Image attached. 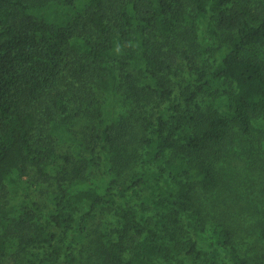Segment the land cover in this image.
<instances>
[{
  "label": "trees",
  "instance_id": "obj_1",
  "mask_svg": "<svg viewBox=\"0 0 264 264\" xmlns=\"http://www.w3.org/2000/svg\"><path fill=\"white\" fill-rule=\"evenodd\" d=\"M234 155L264 176V0H0V264H264Z\"/></svg>",
  "mask_w": 264,
  "mask_h": 264
},
{
  "label": "rangeland",
  "instance_id": "obj_2",
  "mask_svg": "<svg viewBox=\"0 0 264 264\" xmlns=\"http://www.w3.org/2000/svg\"><path fill=\"white\" fill-rule=\"evenodd\" d=\"M208 22H209L208 14L202 15V16L200 15L197 18V25H198L197 36L194 39H191V37H189V39L187 40V41H190L189 45L193 43L194 47H192V49L201 54L200 58L204 61L205 65L206 64L209 65L208 61L211 60L208 57L206 49L207 47H209V45H211L213 41L212 38H210V35L208 34V32L206 31V28H207L206 26ZM153 40H160V39L159 38L157 39L156 37H154ZM161 44H162V41H153L151 46L158 48L159 46H161ZM227 85L228 84L225 82L223 86H220L219 91L223 87L224 89L227 88ZM219 109H221V107ZM245 162L246 160L244 156H240V155L230 156L225 161L222 160L220 162L221 171H223L224 173V176L222 179H223L224 184L226 185V189L228 186L229 191L234 190V189L236 190V192H229V191L222 190V193H223L222 196L223 198H226V196H229L230 198L232 197V199H236L237 203L239 204H241V202L244 201V197H245L244 191L245 190H249L251 189V187L252 189H263L264 190L263 174L259 178H253L252 172L249 171L251 167H253V165H251V162H246V163ZM248 178L249 180L247 181ZM243 180H246L247 183L245 181L243 182L241 186V181ZM242 189L244 190L242 191ZM39 190L40 191H38L35 196V199L38 200L39 204H41L44 207V206H47L48 203L50 204L54 203L53 201L54 194L53 192H51L53 191V187L51 189L42 188ZM15 202H18V206L21 207V197L17 198ZM238 206L236 207L239 209ZM47 207L50 208L51 206L50 207L47 206ZM260 220L264 223V220H262L261 218ZM101 221H103L105 226L111 225L113 223L112 213H108L105 215L101 212H98L95 217V222L100 223ZM256 224H257L256 222H252V224L246 225V229L242 232V240L245 244L244 245L245 249L250 250L254 259H256L257 261H261L262 259L261 257L264 254V243L256 238V234L251 229V226L256 225ZM86 254L87 252L85 253V255ZM3 264H14V262L11 261L9 258V259H6L5 262H3Z\"/></svg>",
  "mask_w": 264,
  "mask_h": 264
}]
</instances>
